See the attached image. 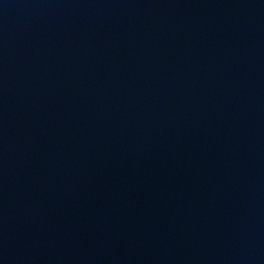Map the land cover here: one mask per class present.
Masks as SVG:
<instances>
[{
  "label": "water",
  "instance_id": "obj_1",
  "mask_svg": "<svg viewBox=\"0 0 264 264\" xmlns=\"http://www.w3.org/2000/svg\"><path fill=\"white\" fill-rule=\"evenodd\" d=\"M0 264H264V0H0Z\"/></svg>",
  "mask_w": 264,
  "mask_h": 264
}]
</instances>
